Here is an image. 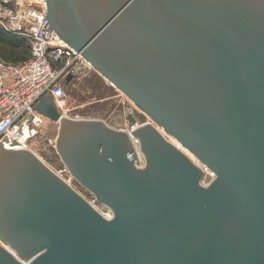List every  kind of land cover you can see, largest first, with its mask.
Here are the masks:
<instances>
[{"label": "water", "instance_id": "95a60500", "mask_svg": "<svg viewBox=\"0 0 264 264\" xmlns=\"http://www.w3.org/2000/svg\"><path fill=\"white\" fill-rule=\"evenodd\" d=\"M45 4L47 29L150 120L114 128L43 96L63 169L110 216L5 135L0 264H264V0Z\"/></svg>", "mask_w": 264, "mask_h": 264}, {"label": "built area", "instance_id": "2783aa9c", "mask_svg": "<svg viewBox=\"0 0 264 264\" xmlns=\"http://www.w3.org/2000/svg\"><path fill=\"white\" fill-rule=\"evenodd\" d=\"M45 15V0H0V25L23 36L29 48V56L20 62L0 58V139L6 135L9 148H20L21 139L28 144L26 130L34 135L44 125L35 108L43 96L50 94L59 110L66 104L64 85L70 81L67 76H74L71 63L88 62L47 29ZM205 176L204 170L202 183Z\"/></svg>", "mask_w": 264, "mask_h": 264}, {"label": "rangeland", "instance_id": "374dc122", "mask_svg": "<svg viewBox=\"0 0 264 264\" xmlns=\"http://www.w3.org/2000/svg\"><path fill=\"white\" fill-rule=\"evenodd\" d=\"M24 41L23 36L14 34L0 25V58L10 62H20L26 58L29 48ZM71 66L74 76L70 77V81L64 85L66 104L59 110L62 115L72 118H98L114 128L124 129L150 120L136 103L96 71L90 63L76 61L72 62ZM44 121V125L37 128L36 135L28 139L27 149L38 155L103 214L107 212V208L94 201L92 194L63 169L64 165L54 147L58 124L49 118ZM163 132L168 139L172 140L171 136ZM193 160L200 164L196 159L193 158ZM204 170L205 178L210 175L209 173H213L206 168ZM212 178L213 176L210 175V179Z\"/></svg>", "mask_w": 264, "mask_h": 264}, {"label": "bare ground", "instance_id": "6f19581e", "mask_svg": "<svg viewBox=\"0 0 264 264\" xmlns=\"http://www.w3.org/2000/svg\"><path fill=\"white\" fill-rule=\"evenodd\" d=\"M89 62H87V64H88ZM117 88V87H116ZM122 92V91H121ZM123 93V92H122ZM125 94V93H124ZM126 95V94H125ZM127 96V95H126ZM128 97V96H127ZM129 98V97H128ZM130 99V98H129ZM131 100V99H130ZM132 101V100H131ZM133 102V101H132ZM62 115V114H61ZM40 116H42V118H43V120H45L46 118H48V117H46V116H44V115H42V114H40ZM57 122V124H59V122L58 121H56ZM160 130L162 129V128H159ZM162 131V130H161ZM24 132H25V130H24ZM163 132V131H162ZM26 134H27V138L28 139H30V138H32L33 136H35L36 134H34V135H29L30 134V132H28L27 130H26V132H25ZM167 133V132H166ZM163 134L165 135V133L163 132ZM168 134V133H167ZM169 135V134H168ZM166 136V135H165ZM170 136V135H169ZM172 137V136H171ZM170 140V139H169ZM171 142H173L178 148H180L184 153H186L192 160H193V158L194 159H196L194 156H193V154L190 152V151H188V149H186L185 147H183L177 140H175L173 137H172V140H170ZM21 142H22V145H19L20 146V148L21 147H23V148H27V144H26V141H25V139H21ZM54 143H55V141H54ZM139 157H141L140 155H139ZM193 157V158H192ZM197 160V159H196ZM195 163H196V161H194ZM200 163V162H199ZM198 164V163H197ZM198 165H201V163L200 164H198ZM202 167H203V169H205L206 167L204 166V165H201ZM206 169H208V168H206ZM209 170V169H208ZM210 171V170H209ZM210 175H212L213 177H214V175L213 174H210ZM210 175H208L207 177H206V180H205V184H203V185H207L212 179H210ZM70 177V176H69ZM63 178V177H62ZM210 179V180H209ZM98 210H99V208H98ZM100 211V210H99ZM101 212V211H100ZM108 212V213H107ZM107 212H104V215L106 216V217H109L110 216V213H109V211H107Z\"/></svg>", "mask_w": 264, "mask_h": 264}, {"label": "trees", "instance_id": "16d2710c", "mask_svg": "<svg viewBox=\"0 0 264 264\" xmlns=\"http://www.w3.org/2000/svg\"><path fill=\"white\" fill-rule=\"evenodd\" d=\"M23 40H25V41H26V39H25L24 37H23ZM25 41H24V42H25ZM26 43H27V42H26ZM27 47H28V46H27ZM28 56H29V54H28ZM28 56H27V57H28ZM27 57H26V58H27ZM26 58H24V59H26ZM24 59H23V60H24ZM21 61H22V60H21Z\"/></svg>", "mask_w": 264, "mask_h": 264}, {"label": "flooded vegetation", "instance_id": "af4514ba", "mask_svg": "<svg viewBox=\"0 0 264 264\" xmlns=\"http://www.w3.org/2000/svg\"><path fill=\"white\" fill-rule=\"evenodd\" d=\"M59 110V109H58Z\"/></svg>", "mask_w": 264, "mask_h": 264}]
</instances>
